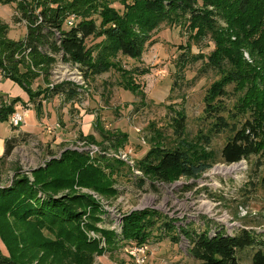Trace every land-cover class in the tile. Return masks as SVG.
<instances>
[{"label": "rangeland", "instance_id": "1", "mask_svg": "<svg viewBox=\"0 0 264 264\" xmlns=\"http://www.w3.org/2000/svg\"><path fill=\"white\" fill-rule=\"evenodd\" d=\"M16 1L0 0V23L5 27L6 39L17 40L24 34L25 26L15 19L18 15ZM124 2L126 0H105L101 4L123 12ZM258 2L260 6L253 12L249 9L246 14L247 18L255 17L257 21L243 32L241 28L245 24H234L233 20L228 21L215 12L213 6L204 4V0H197L194 6L210 10V18L215 22L212 27L200 22L193 24L188 15L175 10L172 17L158 25L145 27L146 43L139 57L131 58L119 51L110 53L109 68L94 76H81L30 55L22 57L23 63L15 64L13 69L3 71V62L0 106L14 103V109L27 121L36 118L35 113L44 118L39 116L38 132L18 142L8 156L2 157L3 150H0V186L11 183L17 170L31 182L36 170L56 163L65 151L88 157V162L101 171L108 186L103 191L84 184L83 179L79 181L80 170L71 166L69 171L72 169V175H78V181L72 178V183L65 187L46 192L54 198H69L74 193L88 195L98 204L101 211L95 213L96 220L92 219L94 214L89 205L73 204L82 213L78 230L91 243L81 246L82 251L76 248L78 241L72 235L74 231L50 228L41 222L17 219L8 212H0L1 252L9 247L15 258L26 264H202L187 254L186 239L174 244L171 239L160 238L159 233L152 231L148 242L132 244L103 234L104 231L112 234L129 212L144 208L156 209L195 229L208 219L225 224L227 230L242 224L264 229V148L247 160L226 164L221 162L220 148L228 133L215 134L208 144L197 136L205 127L202 121L204 92L219 78L216 71L205 65L207 53L222 45L229 55L235 54L255 70H264V2ZM69 15L75 16L74 13ZM131 21L134 26L137 24L135 16ZM100 39L89 37L85 43L92 45ZM179 53L185 54L184 61ZM135 67L147 71L141 74L136 69L134 72ZM9 73L11 77L7 76ZM68 79L80 87L79 96L69 100L57 94L49 96L46 91L49 84ZM227 88L230 92L233 85ZM30 92L39 95L41 102L36 103ZM14 97L17 98L13 101ZM234 100L233 96L225 102L231 106ZM42 105L45 110L40 109ZM247 107L245 117L250 115V110L254 111L252 106ZM179 111L185 115L180 139L188 144L193 158L210 166L195 179L173 174L166 183L148 182L144 188L137 187L133 178L143 173L138 172L136 163L146 149L153 144H175L178 140L171 121ZM15 127L2 119L0 140ZM231 167L236 168L230 171ZM98 170L87 168L84 174L98 175ZM106 214L113 223L106 221ZM251 253L250 248L239 249L236 256L240 264H251Z\"/></svg>", "mask_w": 264, "mask_h": 264}, {"label": "trees", "instance_id": "2", "mask_svg": "<svg viewBox=\"0 0 264 264\" xmlns=\"http://www.w3.org/2000/svg\"><path fill=\"white\" fill-rule=\"evenodd\" d=\"M104 1L17 0L15 6L18 15L15 19L25 26L24 34L17 40L6 39L5 27L0 23V67L4 62L3 71L13 69L15 64L19 65L23 61L22 57L30 55L31 58L43 60L48 65L69 67L81 76L89 77L106 72L110 66L108 57L110 53L119 51L131 58L139 57L146 43L145 30L172 17L175 10H179L185 16L188 15L186 17L193 24L200 22L210 27L215 24L210 18V10L194 6L197 0H126L123 12L105 3L101 4ZM258 1L264 2V0H204V4L213 6L215 12L221 14L223 18L226 17L228 21L233 20L234 24H245L241 30L246 32V28L248 26L251 28V24L257 21L255 17L247 18V11L251 9L253 12L260 6ZM72 13L75 14L73 20L68 18ZM134 16L137 20L135 26L131 21ZM94 36L101 39L87 45L86 39ZM206 57L205 65L216 71L219 78L215 79L204 92L202 121L205 127L199 130L197 136L200 141L208 144L215 134L222 131L228 133L226 141L220 148L221 162L226 164L247 160L250 155L256 156L264 148L263 68L256 70L251 68L248 62H242L235 54L229 55L222 45L207 53ZM179 58L184 61L185 54L179 53ZM136 69L138 70L137 67L133 68L134 72ZM146 71L139 72L142 74ZM8 75L12 76L10 73ZM229 85H233L230 92L227 88ZM46 91L49 96L57 94L66 100L82 93L72 79L51 83ZM32 95L36 103L41 102L39 95L36 96V93ZM233 96L235 100L228 106L225 101ZM16 98L11 99L14 101ZM13 104L0 106V121L8 120V114L15 110ZM249 105L254 111L250 110V115L245 117L244 111ZM172 119L174 135L178 140L175 144H153L146 149L136 163L137 170L143 173L133 178L137 187L144 188L148 182L153 185L154 182L166 183L173 174L195 179L210 166V163L193 158L188 144L180 139L185 128L183 112H176ZM30 136L31 133L18 130L16 135L4 139L1 156H8L18 142L25 141ZM62 155V159L56 163L51 162L48 166L36 170L31 182L21 170H17L11 183L0 186V212L3 214L8 212L17 219L41 222L50 228L63 227L71 230V233L74 231L72 235L78 241L76 248L81 250V246L91 243L83 238V234L78 230L82 213L73 204L89 205L94 214L92 219L95 220L96 214L101 211L98 204L88 195L74 193L69 198L63 196L54 198L48 196L46 192H51V189H57L59 186L65 187L67 183H72V178H78V175L76 177L72 175V169L69 171L71 166L80 170L79 181L83 179L84 184L88 183L103 191H106L108 185L102 178L101 171L92 165V162H88V157L78 155L74 151H65ZM87 168L92 171L98 170L100 173L84 174ZM105 216L110 224L114 222L107 214ZM117 226L112 234L109 231H104L103 234L111 239L115 237L125 239L132 244L148 242L152 231L155 234L159 233L157 235L160 238L171 239L174 244L186 239L187 254L192 259L200 260L202 264H240L237 252L239 249L250 248L251 264H264V229H255L253 225L242 224L227 230L225 224L208 219L195 229L184 222H178L172 216L161 214L156 209L144 208L142 211L129 212ZM63 240L66 241L67 238ZM0 264L26 262L16 259L7 247L5 252L0 250Z\"/></svg>", "mask_w": 264, "mask_h": 264}, {"label": "crops", "instance_id": "3", "mask_svg": "<svg viewBox=\"0 0 264 264\" xmlns=\"http://www.w3.org/2000/svg\"><path fill=\"white\" fill-rule=\"evenodd\" d=\"M44 108H45L44 105H42L40 107L41 110L44 109ZM30 109H32V108H30ZM28 110H29V108H28ZM28 110L25 111L26 114L28 113ZM32 110H34V109H32ZM43 111H42V113H45ZM35 115H36V118H32V119L30 118L28 121H27V119H24V121L20 125H17L15 127V130L10 129L9 135L8 136L4 135V137L0 140V150H4V139H6V138H8L10 136L16 135V133H17L18 130L19 131L28 132V133H31V134L32 133L33 134H36L38 132V128L37 127L40 125V123H39V116H41V115L40 114H37V113H35ZM43 118H44V116H41V119H43Z\"/></svg>", "mask_w": 264, "mask_h": 264}, {"label": "built area", "instance_id": "4", "mask_svg": "<svg viewBox=\"0 0 264 264\" xmlns=\"http://www.w3.org/2000/svg\"><path fill=\"white\" fill-rule=\"evenodd\" d=\"M68 18L71 20L74 19V17H72V16H69ZM58 67H63V66L59 65ZM64 68H66V67H64ZM68 69H69V67H68ZM71 71H74V70H71ZM23 121H24V115L21 112H19L18 109H15L13 112L8 114V122L13 127L20 125ZM45 128L47 129L48 132H51V129L49 127H45ZM116 228H117V226H116Z\"/></svg>", "mask_w": 264, "mask_h": 264}, {"label": "bare ground", "instance_id": "5", "mask_svg": "<svg viewBox=\"0 0 264 264\" xmlns=\"http://www.w3.org/2000/svg\"><path fill=\"white\" fill-rule=\"evenodd\" d=\"M235 168H236V167H231V168H229V169H230V171H231V170L233 171Z\"/></svg>", "mask_w": 264, "mask_h": 264}]
</instances>
